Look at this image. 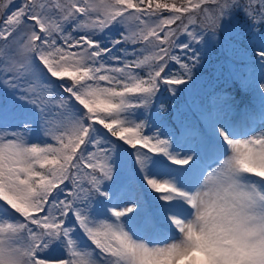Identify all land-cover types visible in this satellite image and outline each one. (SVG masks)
Returning <instances> with one entry per match:
<instances>
[{
    "label": "snow or ice",
    "instance_id": "6c2138e0",
    "mask_svg": "<svg viewBox=\"0 0 264 264\" xmlns=\"http://www.w3.org/2000/svg\"><path fill=\"white\" fill-rule=\"evenodd\" d=\"M0 264H264V0H0Z\"/></svg>",
    "mask_w": 264,
    "mask_h": 264
},
{
    "label": "rangeland",
    "instance_id": "374dc122",
    "mask_svg": "<svg viewBox=\"0 0 264 264\" xmlns=\"http://www.w3.org/2000/svg\"><path fill=\"white\" fill-rule=\"evenodd\" d=\"M229 56H230V54L227 52L222 53L219 47L215 48L210 55L209 62L207 64V66L199 73V79H198L197 83L202 84V89L199 87H196L195 85H192L190 87L189 91L184 94V97L170 100L168 98V96L165 95L163 98V102L166 105H171L173 107V109L180 108L182 111L186 112L187 109L184 105V99L187 98L188 102L190 104L191 100L193 99V98H191L190 95H192L195 91H204L205 90L204 88L207 86V84L210 86V92L212 95L213 94L217 95L218 94L217 92L224 90L226 85H229V86L232 85L233 86L235 84V81L229 80L226 82V80H225V76L227 75V67L224 68V74H222L221 71L219 70L220 66L226 63ZM232 64L236 69H242L243 68V62H241L239 59L232 58ZM238 64H240V65L238 66ZM220 89H222V90H220ZM240 90H241V92H245L246 97L250 100V102L253 103L255 106H257V102L254 100L253 95L249 91L242 89L241 86H240ZM224 94L230 95V93H222L221 97H218V95H217V99H219V100L216 102L220 106L224 105V100H223ZM230 96L232 97V95H230ZM195 99L197 100V102L200 101V98H198V97L197 98L195 97ZM240 101H241L240 98H238V99L233 98V99L228 101V103H230L232 105V108L234 109V117L233 118L236 120H239L241 118V112H244L247 108H248V110H251V108L248 107L250 105V103L242 102V105H240L241 106L240 107L239 106ZM175 115H176V113L173 110L168 116L169 122H171L173 120Z\"/></svg>",
    "mask_w": 264,
    "mask_h": 264
},
{
    "label": "trees",
    "instance_id": "16d2710c",
    "mask_svg": "<svg viewBox=\"0 0 264 264\" xmlns=\"http://www.w3.org/2000/svg\"><path fill=\"white\" fill-rule=\"evenodd\" d=\"M240 64H238V66H239ZM240 84H239V82L238 81H235V84L232 86H230V87H228V88H226L229 92H230V94L231 95H233L235 98H239V97H243V98H245V94L244 93H241L240 92V86H239ZM195 86L196 87H199V88H201L202 89V84H195ZM206 88V87H205ZM204 88V89H205ZM207 94V90H204V91H195L191 96L192 97H206L205 95ZM247 98V97H246ZM245 98V100H248V99H246ZM253 108H255V106L253 105L252 106Z\"/></svg>",
    "mask_w": 264,
    "mask_h": 264
}]
</instances>
